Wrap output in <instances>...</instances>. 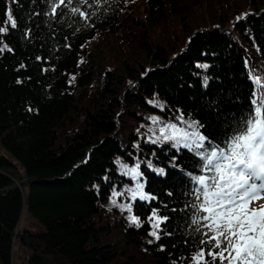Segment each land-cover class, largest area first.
Listing matches in <instances>:
<instances>
[{
  "label": "trees",
  "instance_id": "16d2710c",
  "mask_svg": "<svg viewBox=\"0 0 264 264\" xmlns=\"http://www.w3.org/2000/svg\"><path fill=\"white\" fill-rule=\"evenodd\" d=\"M54 2L0 0V264L18 257L24 213L43 229L16 237L27 264H191L203 238L190 223L197 159L148 134L183 127V114L219 142L247 114L253 78L264 82V0H66L52 14ZM137 163L151 201L128 191L121 165ZM107 206L122 218L116 245L96 223ZM153 210L168 217L160 240Z\"/></svg>",
  "mask_w": 264,
  "mask_h": 264
},
{
  "label": "snow or ice",
  "instance_id": "6c2138e0",
  "mask_svg": "<svg viewBox=\"0 0 264 264\" xmlns=\"http://www.w3.org/2000/svg\"><path fill=\"white\" fill-rule=\"evenodd\" d=\"M83 2L87 4L88 0ZM70 3L71 0H67V4ZM67 4L66 0H56L52 14ZM71 11L80 12L75 7ZM247 15L238 16L237 20ZM6 19L12 28L17 27L11 11L7 12ZM7 31L0 25V33ZM4 47L11 51L7 45ZM197 66L208 67L207 64ZM204 83L206 86V77ZM253 84L250 109L233 123L219 142L209 139L200 132L203 126L198 121L185 120L183 114L177 117L183 127L177 123L165 124L159 128V135L150 141L153 144L170 142L177 153L183 148L197 159V173H187L192 185L191 194L195 197V202L190 205L193 209L190 223L203 238L200 240L202 247L190 257L191 264H264V204L259 203L264 200V82L255 77ZM152 121L160 123L156 117ZM121 167L125 175L137 181L135 188L128 190L133 201L155 199L145 193L144 183L139 182L143 175L140 163L131 168ZM156 171L164 172L163 169ZM113 195L123 193L114 192ZM112 203L116 204V200ZM121 208L132 211L131 204L121 205ZM128 219L133 225L141 226L137 216L131 215ZM149 219L153 228L150 235L160 240L158 230L168 217H161L153 210Z\"/></svg>",
  "mask_w": 264,
  "mask_h": 264
},
{
  "label": "rangeland",
  "instance_id": "374dc122",
  "mask_svg": "<svg viewBox=\"0 0 264 264\" xmlns=\"http://www.w3.org/2000/svg\"><path fill=\"white\" fill-rule=\"evenodd\" d=\"M105 53H107L106 51H104ZM107 57V54H106ZM143 132V131H141ZM149 135V139H154L156 135H159V129L156 128H152L151 132L148 134ZM164 143H170V142H164ZM171 144V143H170ZM0 155H6V153L4 152V150L2 149L1 145H0ZM22 174V170L20 171ZM142 178V176L140 177ZM139 178V182L140 183H144V181H142V179ZM18 185L21 186V184H19V182L17 181ZM137 181L135 180V184H134V188L136 186ZM259 203L264 204V200H260ZM122 204H118V208L120 210L121 213H124V217L123 219H125V221H127L126 223L128 225H131L130 220L128 219L129 216L131 215H135V213L133 212V209L131 212H129L127 210V208H121ZM118 213H116V211H114L113 209L110 208V206H107V209L104 211H102V214L99 216L100 219L96 220V223L105 225L108 230H110V232L112 231V238L110 239V244L116 245V242H120L123 240L122 235L124 232V228L123 225L121 224L122 218H120V215H117ZM117 215V217H116ZM118 226V227H117ZM20 230H26V231H31L34 234H39L41 232H43V229L39 226V224L28 214H23L21 221L19 222V225L16 229V237H18V234L20 233ZM15 237L14 243H13V251L15 256H18L16 259L14 260V264H27V259L29 256V250L25 247V245L23 244H19V242L17 241L18 238ZM123 251H125L124 249H122ZM123 253V252H121ZM51 264H56V263H51Z\"/></svg>",
  "mask_w": 264,
  "mask_h": 264
}]
</instances>
